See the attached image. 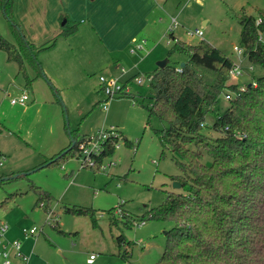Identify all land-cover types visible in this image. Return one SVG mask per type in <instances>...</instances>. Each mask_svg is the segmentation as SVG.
<instances>
[{"label": "rangeland", "instance_id": "1", "mask_svg": "<svg viewBox=\"0 0 264 264\" xmlns=\"http://www.w3.org/2000/svg\"><path fill=\"white\" fill-rule=\"evenodd\" d=\"M20 1L16 0L18 6ZM178 1L170 0L166 13L157 17L161 16L164 21L169 20L170 15L176 17L179 26L174 33L179 39L192 45L205 40L234 63L241 64L245 73L231 80L233 84L249 85L263 74L259 67L248 71L250 63L244 55L237 53L235 47L242 48L241 20L259 18L260 13H264V0H187L181 6ZM45 4V0H38L39 9L45 16L41 22L52 31L53 24L46 16ZM159 19L156 21L161 23ZM80 21L72 19L70 25H78ZM83 21H88L87 17ZM64 22L66 19L57 21L58 31L64 29ZM169 27L170 24L164 32L166 24L161 25L154 41L150 28L147 30L150 35H140V40H147L143 50L139 51L133 44L135 52L155 61V69L158 62L167 59L171 65H180L188 59L184 54L169 56L172 47ZM196 30H202L203 37L188 35ZM0 33L15 42L9 22L2 13ZM59 39L62 41L64 37L59 36ZM125 53L130 59H139L137 54L130 55V48ZM122 64L126 67V75L120 81L129 87L130 97L108 100V108L104 110L98 102L104 101L106 96L97 86L91 89L95 81L90 80L89 94L79 97L80 104L74 107L75 102L61 103L62 95L57 96L44 77L35 79L31 73L33 88H27L28 83L18 64L9 63L6 53L0 50V219L9 222L10 226L13 222L18 224L20 230L34 226L44 230L37 239L29 241L31 249L38 241L30 264H128L118 256L113 239L121 232L133 242L131 247H126L131 254L130 264H158L161 261L166 233L174 224L147 221L142 227L125 229L120 221L118 226H110V210L114 214L122 208L123 213L129 212L141 220L147 211L160 206L169 193L189 194V189L177 187L179 182L174 179L184 176L174 160V157L181 160L180 156L168 150L162 157L161 143L154 131L163 129L166 123L155 117L149 123L148 108L154 101V93L146 74L155 69L142 70L140 75L144 79L139 83L134 77L137 70L132 69L135 65ZM97 75H90L89 79H98ZM80 87L87 89L85 83L83 86L77 84V88ZM24 93L30 97L26 107L12 104L13 98ZM220 101V110L224 112L229 104L223 97ZM112 129L120 131L122 136L114 155L102 160L104 165L114 162L106 171L84 168L75 157L58 158L70 148L73 137H95ZM204 132L217 136L208 126ZM125 138L131 145H127ZM52 160H56L55 163L46 166ZM206 162H209L208 158ZM33 184L53 195L50 218L37 204V195L31 188ZM67 207L96 210V225L89 215L67 213Z\"/></svg>", "mask_w": 264, "mask_h": 264}, {"label": "trees", "instance_id": "2", "mask_svg": "<svg viewBox=\"0 0 264 264\" xmlns=\"http://www.w3.org/2000/svg\"><path fill=\"white\" fill-rule=\"evenodd\" d=\"M14 9L15 0H0V13L7 18L15 40L10 42L0 33V50L6 53L9 63L18 64L27 88H33L31 73L35 79H46L40 54L53 48L59 36H71L78 25H70L67 20L60 34L35 44L16 21ZM259 19L262 22L258 25ZM241 25L244 57L263 70L256 86L249 84L241 90V85L230 82L234 66L231 58L205 40L192 45L178 39L175 33L169 34V56L186 55L184 66L171 65L168 59L165 67L146 74L151 77L149 86L154 93L148 108L149 123L154 117L166 123L163 129L154 131L161 143L162 157L168 150L180 156L181 160H174L184 176L174 179L188 188L189 194L169 193L141 220L126 211L121 219L113 210L109 216L111 227L122 221L125 229H133L141 221L174 224L167 232L158 264H264V43L259 41L264 36V13L259 18L241 20ZM228 94L231 97L226 100ZM130 95L123 92L119 97ZM221 97L229 104L224 112L220 110ZM206 126L217 136L206 134ZM117 132L119 136H112L104 144L99 163L114 155L115 144L122 136ZM91 138L73 137L70 148L58 158H79L78 145ZM125 141L131 145L126 138ZM31 188L37 195V204L50 211L53 195L38 185ZM66 212L89 215L97 223L94 209L67 207ZM113 239L118 256L128 262L131 254L126 247L133 242L123 232Z\"/></svg>", "mask_w": 264, "mask_h": 264}, {"label": "crops", "instance_id": "3", "mask_svg": "<svg viewBox=\"0 0 264 264\" xmlns=\"http://www.w3.org/2000/svg\"><path fill=\"white\" fill-rule=\"evenodd\" d=\"M45 1L44 9L46 16L53 24L52 31L41 22L45 16L42 15L39 9L38 0H21V5L19 6L15 0V19L22 27L29 41L35 44H41L51 39L49 38L51 35L55 34L53 35L54 37L62 32L57 29V21H61L63 18L66 21H71L72 19L81 20L77 30L71 36L64 38L62 41L58 37L55 46L42 52L39 56L46 80L56 91L57 96L62 95L63 103L72 104L75 102L74 107L79 106V97L87 96L90 88L93 89L97 86L103 92V86L100 82L101 76L119 78V80L121 77H124L126 75V67L123 66L122 62H125L127 66L135 65L132 68L137 70L134 77L140 75L142 70H154L155 61H150L151 58L148 60L146 56L139 55L140 52L137 50L138 53H133V44L137 46L141 41L146 40H140L139 36L143 34L150 35L149 31H147L149 28L152 29L151 35H153L154 41L156 39L154 36L160 32L161 25L166 24V28L164 29V32H166L168 25L171 24V18L174 17L170 15L169 20L166 21L161 16L157 17L161 13H166V7L169 5L170 0ZM185 1L187 0H179L178 5H184ZM64 13L65 15H63ZM85 17L88 20L86 22L83 21ZM158 18H160L161 23L156 21ZM146 45L147 43L143 48H138V50H143ZM128 48H130V55L135 56L137 54L139 55V59H130L125 53ZM95 74H99V76L97 75L98 79H89L90 75ZM90 80L92 82L95 81V85H91L88 88ZM84 83L87 89H84V87L77 88V84L83 86ZM69 100H72V102ZM102 102L101 100L98 103H101L100 105L102 106ZM40 207L45 213H48L44 207L41 205ZM21 231L18 224L13 222L10 226L8 237L11 240H21L22 251L30 257L28 262L30 264L31 260L35 257L34 251L38 246V241H35L33 244L34 248L32 249L29 241L37 239L39 235L25 238ZM15 264L22 263L15 262ZM128 264H130L129 261Z\"/></svg>", "mask_w": 264, "mask_h": 264}, {"label": "built area", "instance_id": "4", "mask_svg": "<svg viewBox=\"0 0 264 264\" xmlns=\"http://www.w3.org/2000/svg\"><path fill=\"white\" fill-rule=\"evenodd\" d=\"M192 1V0H190ZM262 22L261 19L258 20L257 24L259 25ZM179 24L176 17L171 18V24L169 27V32L173 33L178 28ZM169 33V34H170ZM168 34V35H169ZM189 36H198L203 37L204 33L202 30H196L195 32H188ZM259 41L264 43V36L261 35L259 38ZM146 40H143L140 42L139 45H137V48H143V46L146 44ZM235 50L237 53L241 56L244 55V50L242 48L235 47ZM132 52H135V49H132ZM257 67L253 64H250L248 66V71L252 72ZM178 71H181V68L177 69ZM244 70L241 64L234 63L233 68L230 71V79L233 80L235 78H238L242 75H244ZM143 76H136L135 80L139 83H143ZM148 81L151 80V77H147ZM100 82L103 86V92L106 96V99L102 102V107L104 110H107L108 100H112L113 98L119 97L123 92L130 93V89L125 84H122L119 78H109L106 76L100 77ZM253 86L257 85V82L254 81L252 83ZM247 86L241 85V90H244ZM231 97L230 94L225 96L226 100H229ZM29 101V95L27 93L22 94L20 97L13 98L11 100L12 104L20 105V106H26ZM119 136V133L116 129H112L110 131L101 132L99 135L93 136L89 141L82 142L79 144L78 149L81 152L80 157L78 158L81 161V165L84 168H97L99 171H106L109 167H111L114 162H110L106 165L103 164V161L101 164H99L98 157L101 156L104 144L112 137ZM116 149L119 147V144H115ZM115 214L120 216L121 218L124 217L125 212L123 213L122 208H118L115 211ZM52 216V213L48 211V218ZM145 221H141L139 223L135 224L136 226H143L145 225ZM10 230V225L7 221L0 220V260L1 264H15V262H20L22 264H28L30 257L26 255L22 251V242L20 239H9L8 234ZM43 229L39 228L38 226H34L30 229L23 228L22 234L25 238L34 237L39 235L40 233H43ZM93 258V257H92Z\"/></svg>", "mask_w": 264, "mask_h": 264}, {"label": "water", "instance_id": "5", "mask_svg": "<svg viewBox=\"0 0 264 264\" xmlns=\"http://www.w3.org/2000/svg\"><path fill=\"white\" fill-rule=\"evenodd\" d=\"M65 24V22H64ZM168 64V59L165 60V61H161V62H158L157 66L160 67V68H163L165 67L166 65ZM182 66H184V63H182ZM177 187H181L182 184L179 182V184H176ZM167 234V233H166Z\"/></svg>", "mask_w": 264, "mask_h": 264}]
</instances>
